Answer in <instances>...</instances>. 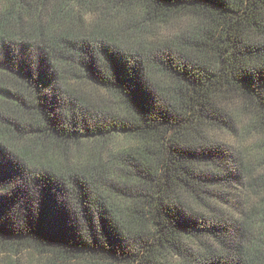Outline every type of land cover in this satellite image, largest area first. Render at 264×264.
<instances>
[{
  "label": "trees",
  "instance_id": "obj_1",
  "mask_svg": "<svg viewBox=\"0 0 264 264\" xmlns=\"http://www.w3.org/2000/svg\"><path fill=\"white\" fill-rule=\"evenodd\" d=\"M24 254L264 264V0H0L1 264Z\"/></svg>",
  "mask_w": 264,
  "mask_h": 264
},
{
  "label": "rangeland",
  "instance_id": "obj_2",
  "mask_svg": "<svg viewBox=\"0 0 264 264\" xmlns=\"http://www.w3.org/2000/svg\"><path fill=\"white\" fill-rule=\"evenodd\" d=\"M221 138L223 139V141H225L227 144H229V145H232V147H239V145L244 141V140H246V141H244V142H246L245 144L244 143H242V146H244V147H248L247 145L249 144V142H250V140L249 139H247V138H245V139H243L242 141H239L238 139L239 138H237V137H234V136H231V135H227V136H223V135H221ZM235 192H237V194L238 195H236V201L235 202H233L234 204H236V205H238V200H239V198H240V195H241V189H233ZM235 195L234 194H232L231 193V198H233ZM0 258H1V256H0ZM12 259V258H11ZM17 259V261H18V263H20V264H30V262H31V255H28V254H24V255H20L19 257H17L16 258ZM5 260V259H1L0 260V264L1 263H3V261Z\"/></svg>",
  "mask_w": 264,
  "mask_h": 264
}]
</instances>
